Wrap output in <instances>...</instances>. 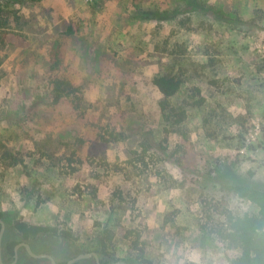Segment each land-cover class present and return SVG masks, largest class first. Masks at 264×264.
Segmentation results:
<instances>
[{
	"label": "rangeland",
	"instance_id": "1",
	"mask_svg": "<svg viewBox=\"0 0 264 264\" xmlns=\"http://www.w3.org/2000/svg\"><path fill=\"white\" fill-rule=\"evenodd\" d=\"M162 74L181 80L167 119ZM254 190L264 0H0L4 241L18 221L46 227L29 243L57 258L235 264L219 231L259 215ZM18 264L48 262L19 249Z\"/></svg>",
	"mask_w": 264,
	"mask_h": 264
},
{
	"label": "trees",
	"instance_id": "2",
	"mask_svg": "<svg viewBox=\"0 0 264 264\" xmlns=\"http://www.w3.org/2000/svg\"><path fill=\"white\" fill-rule=\"evenodd\" d=\"M152 85L161 96L159 101V108L164 115L168 118L167 110L170 112V106L167 99L175 96L181 86V80L173 75L162 74L154 76L151 80ZM56 90H63L62 81L56 80L54 83ZM184 112L178 113V121L183 118ZM250 199L258 204L259 215L243 217L228 218V229H221L219 235L221 239L227 240L229 248H237L240 251V256L235 258V264H264V191L254 190L251 191ZM0 220L5 224L7 221L0 214ZM12 227L19 233L18 239H10L2 242L3 263H9L13 257V248L20 241L28 242L36 235L46 234V227L25 224L23 222L14 221ZM102 263V262H101ZM104 263V262H103ZM63 264V263H58Z\"/></svg>",
	"mask_w": 264,
	"mask_h": 264
},
{
	"label": "water",
	"instance_id": "3",
	"mask_svg": "<svg viewBox=\"0 0 264 264\" xmlns=\"http://www.w3.org/2000/svg\"><path fill=\"white\" fill-rule=\"evenodd\" d=\"M3 231H4V223L0 220V264H4V263L2 262V260H1V241H2ZM20 247H23L24 250H25V252H26L29 256L33 257V258H38V259H40V258H45V259H48V260H49L50 264H56L55 261H54V259H53L50 255H48V254H43V253H41V254H36V253H34V252L30 249L29 244L26 243V242H20V243H18V244H16V245L14 246V249H13V252H14V259H13L12 262H10V263H8V264H15V263H16V260H17V251H18V249H19ZM90 256H92V257L94 258L96 264H100L99 261H98L97 255H96V253H94V252L84 253V254H79V255L75 256L74 258L68 260V261L66 262V264H72V263H74V262L77 261V260H80V259H83V258H88V257H90ZM110 264H126V263L123 262V261H115V262H112V263H110Z\"/></svg>",
	"mask_w": 264,
	"mask_h": 264
},
{
	"label": "flooded vegetation",
	"instance_id": "4",
	"mask_svg": "<svg viewBox=\"0 0 264 264\" xmlns=\"http://www.w3.org/2000/svg\"><path fill=\"white\" fill-rule=\"evenodd\" d=\"M4 232H5V225H4V231H3V235H2V241H1V260L3 259V256H4V253L2 252V242H3ZM58 241H59V243H60V242H62V239L59 237V238H58ZM20 242H24V241H20ZM20 242H19V243H20ZM26 243H27V242H26ZM17 244H18V243H17ZM28 244H29V246H30V249H31L34 253H36V254H41V253H43V254H48V255H50V256L54 259V261H55L56 264H58V263L66 264V262H67L68 260L74 258L75 256H77V255H79V254H84V253L94 252V251H86V252H81V253H78V254H75V255H70L69 257L64 258V256H63V251H61V252H60V257L57 258V257L52 256L51 254H49V253H47V252H35V250L32 249L30 243H28ZM65 245H66V244H65ZM71 248H72L71 245H66L65 248H64V250H65V251H70ZM13 249H14V248H13ZM19 249H23V250H24L23 247H20ZM19 249H18V250H19ZM24 253H25L28 257H31V256H29V255L25 252V250H24ZM94 253H96L97 258H98V261H99L100 264H110V263H112V262H110V261H106V259H104L99 253H97V252H94ZM4 258H5V256H4ZM31 258H32V259H35V260H43V261L45 260L46 262H48V264H50L49 260H48V259H45V258H40V259H38V258H33V257H31ZM13 259H14V252H13L12 260H11L10 262H12ZM81 260H91V261H92V264H96V262H95V260H94V258H93L92 256H90V257H88V258H83V259L77 260V261H75V262L72 263V264H75L76 262L81 261ZM2 262H3V261H2ZM10 262H9V263H10ZM101 262H102V263H101ZM103 262H104V263H103ZM4 264H8V263H4ZM15 264H18V251H17V260H16V263H15ZM126 264H130V263H126Z\"/></svg>",
	"mask_w": 264,
	"mask_h": 264
}]
</instances>
